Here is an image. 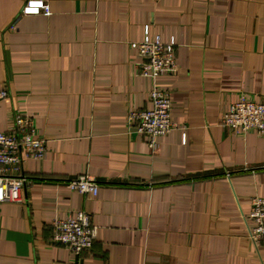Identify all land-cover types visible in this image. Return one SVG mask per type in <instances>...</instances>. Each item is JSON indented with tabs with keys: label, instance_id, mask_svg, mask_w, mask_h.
<instances>
[{
	"label": "crops",
	"instance_id": "crops-1",
	"mask_svg": "<svg viewBox=\"0 0 264 264\" xmlns=\"http://www.w3.org/2000/svg\"><path fill=\"white\" fill-rule=\"evenodd\" d=\"M0 0V131L29 114L45 144L19 173L21 203L0 204V264H264L246 215L264 197V136L218 125L240 97L264 101V0ZM144 25L173 40L174 129L151 151L129 126L149 83L129 43ZM186 142L182 141V133ZM79 174L98 195L70 192ZM86 212L98 235L78 256L52 242L54 217Z\"/></svg>",
	"mask_w": 264,
	"mask_h": 264
},
{
	"label": "built area",
	"instance_id": "built-area-1",
	"mask_svg": "<svg viewBox=\"0 0 264 264\" xmlns=\"http://www.w3.org/2000/svg\"><path fill=\"white\" fill-rule=\"evenodd\" d=\"M22 15L49 14V7L42 0H27ZM136 58L135 69L138 76L149 83L147 91L148 107L131 109L127 115L129 126L135 127L137 135L145 139L147 147L154 151L156 140L179 127L172 117V103L169 91L165 90L158 78L175 73L177 60L173 40L165 42L157 34H151L148 25H144L141 39L129 43ZM8 95L0 86V99ZM16 133L0 131V204L21 203L22 188L29 182L18 171L27 159L40 161L45 156V144L42 139L33 136V125L29 114L17 112L14 117ZM218 125L233 135L254 133L264 136V101H254L240 97L227 105L220 116ZM186 142V134L182 133ZM70 192L88 197L98 195V185L89 176L79 174L68 182ZM249 222V239L258 244L264 240V197L254 195L250 200V209L246 215ZM52 242L64 246L72 256L89 250L98 235L97 227L91 225L89 215L76 210L66 217H54Z\"/></svg>",
	"mask_w": 264,
	"mask_h": 264
}]
</instances>
